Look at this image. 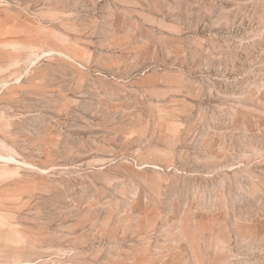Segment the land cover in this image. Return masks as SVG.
<instances>
[{"label":"rangeland","instance_id":"374dc122","mask_svg":"<svg viewBox=\"0 0 264 264\" xmlns=\"http://www.w3.org/2000/svg\"><path fill=\"white\" fill-rule=\"evenodd\" d=\"M0 264H264V0H0Z\"/></svg>","mask_w":264,"mask_h":264}]
</instances>
